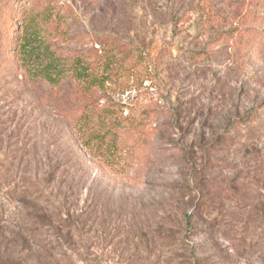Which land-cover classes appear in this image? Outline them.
I'll list each match as a JSON object with an SVG mask.
<instances>
[{
	"label": "rangeland",
	"instance_id": "obj_1",
	"mask_svg": "<svg viewBox=\"0 0 264 264\" xmlns=\"http://www.w3.org/2000/svg\"><path fill=\"white\" fill-rule=\"evenodd\" d=\"M28 1L0 0V264H264V50L211 38L191 0ZM256 1L264 15L262 0L215 1L228 34L264 27L234 16ZM102 32L141 53L106 82V114L126 117L106 157L55 101L85 85L69 75ZM51 51L69 76L55 84L32 73Z\"/></svg>",
	"mask_w": 264,
	"mask_h": 264
},
{
	"label": "trees",
	"instance_id": "obj_2",
	"mask_svg": "<svg viewBox=\"0 0 264 264\" xmlns=\"http://www.w3.org/2000/svg\"><path fill=\"white\" fill-rule=\"evenodd\" d=\"M215 1L217 0H191V10L198 15V26L210 33L211 38L223 44L233 41L237 49L250 53H261L264 50V27H260V25H252L249 28L236 27L234 29L235 34H228L224 28L227 15H221L214 5ZM229 1L234 2L235 0ZM262 1L264 3V0ZM28 2L31 3V0ZM256 2L250 5V9H246L242 13L236 9L234 16L239 15L244 20L254 18L260 21V18H264V15L258 14L257 5L259 2ZM25 6L26 2L22 4V7ZM36 11L39 12H35V9L32 8L30 15L28 14L22 23L19 34L14 36V39L21 44V50L33 45V40L38 38L40 24L46 20V7ZM135 53L138 56L141 55L138 52V47L113 33L95 34L93 46L86 53H83L84 55L79 54L76 56L75 72L72 71V75H69L70 80L74 79L75 83L85 85L82 87L76 86V89L75 86H72V90L58 93L55 99L61 115L66 120L69 128L75 132V136L82 139L92 151H100V156L103 157H106V135L113 132L115 138H118L126 133V130L120 126L121 120L126 117L111 109L106 114V94L104 93L106 82L107 80L113 81L111 78L113 63L117 60L121 61L120 55L123 54L127 59L126 56L129 54L132 56ZM45 57L49 60L47 65L40 66L37 64L32 69L35 78H45L49 83L55 84L56 81L59 82L66 76L69 77L67 75L68 70L65 68L67 71H64L67 62L63 63L60 56H56L51 51ZM101 91L104 94L100 93ZM102 97L105 102L102 101ZM107 126L109 130L106 133ZM28 238L34 241L33 236H28ZM33 245H36V243L34 242ZM3 259L4 256L0 252V262Z\"/></svg>",
	"mask_w": 264,
	"mask_h": 264
}]
</instances>
